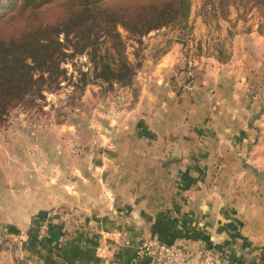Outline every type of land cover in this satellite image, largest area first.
I'll return each mask as SVG.
<instances>
[{"label": "crops", "instance_id": "crops-1", "mask_svg": "<svg viewBox=\"0 0 264 264\" xmlns=\"http://www.w3.org/2000/svg\"><path fill=\"white\" fill-rule=\"evenodd\" d=\"M254 33L217 65L182 70L176 44L147 59L111 137L88 142L101 152L85 154L80 178L66 155L64 176L1 186L0 264H146L132 252L148 238L264 264V42Z\"/></svg>", "mask_w": 264, "mask_h": 264}, {"label": "rangeland", "instance_id": "rangeland-1", "mask_svg": "<svg viewBox=\"0 0 264 264\" xmlns=\"http://www.w3.org/2000/svg\"><path fill=\"white\" fill-rule=\"evenodd\" d=\"M245 1L188 0L185 19H173L138 36L115 24L129 74L120 82L104 83L92 77L86 50L71 49L61 34V45L49 48L42 61L26 59V72L18 63L23 56L16 45L19 42L7 47L1 44L3 38L25 34L26 21L35 25L37 34L39 26L54 23L59 11L77 1L55 0L38 9V0H0V66L5 65L0 70V188L10 183L15 190L35 187L38 177L48 182L52 173L64 176L66 155L74 159V177H79L82 169L89 172L93 161L84 159L85 154L101 150H86L88 142L111 137L116 107L130 103L131 91L140 85L139 76L147 69L145 61L159 57L169 46L176 44L185 70L188 63L217 65V57H225L226 62L233 46L242 43L241 36L235 37L250 30L261 34L250 35L255 41L264 42V17L251 0ZM104 3L112 5L111 1ZM105 48L115 57L110 42L101 44L98 53ZM245 51L240 47L234 53L240 56ZM190 79L189 75L187 81ZM53 156L59 161H49ZM1 239L0 235V249Z\"/></svg>", "mask_w": 264, "mask_h": 264}, {"label": "trees", "instance_id": "trees-1", "mask_svg": "<svg viewBox=\"0 0 264 264\" xmlns=\"http://www.w3.org/2000/svg\"><path fill=\"white\" fill-rule=\"evenodd\" d=\"M54 1L38 0V9H45ZM74 1L77 2L58 12L54 23L39 26L37 34L33 27L35 25L26 21L23 28V30L27 29V32L24 31L25 34L11 35L8 40L2 39L3 47L19 42L16 45L20 55H23L18 60L21 71L26 72L28 69L26 59L38 62L53 45H61L58 41V35L61 34L71 49L76 52L86 50L94 79L104 83L120 82L128 76L129 65L124 60L123 45L119 33L115 30V24H119L129 34L138 36L173 19L179 17L185 19L188 11V0H107L111 1L112 5H116L112 8H110L111 4L104 3L105 0ZM247 1L250 0L245 2ZM251 1L264 17V0ZM28 30L32 34H29ZM105 42H110L115 57L107 48L102 54L98 53L99 46ZM225 59V57H217L219 62ZM4 67L5 65L2 64L0 70Z\"/></svg>", "mask_w": 264, "mask_h": 264}, {"label": "built area", "instance_id": "built-area-1", "mask_svg": "<svg viewBox=\"0 0 264 264\" xmlns=\"http://www.w3.org/2000/svg\"><path fill=\"white\" fill-rule=\"evenodd\" d=\"M62 217L73 225L77 223L71 213L63 214ZM46 232V225H40L38 237L44 236ZM132 258L146 264H225L215 251H199L193 256L184 246L165 244L156 238H148L137 245L133 249Z\"/></svg>", "mask_w": 264, "mask_h": 264}]
</instances>
